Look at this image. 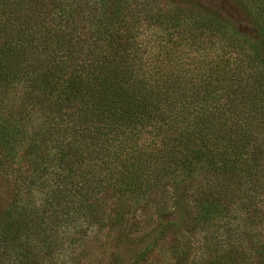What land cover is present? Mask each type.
I'll use <instances>...</instances> for the list:
<instances>
[{
	"label": "trees",
	"instance_id": "trees-1",
	"mask_svg": "<svg viewBox=\"0 0 264 264\" xmlns=\"http://www.w3.org/2000/svg\"><path fill=\"white\" fill-rule=\"evenodd\" d=\"M132 1L0 0V102L27 115L0 125V244L50 251L82 220L133 264H264V0H182L223 56L179 67L143 48Z\"/></svg>",
	"mask_w": 264,
	"mask_h": 264
},
{
	"label": "rangeland",
	"instance_id": "rangeland-1",
	"mask_svg": "<svg viewBox=\"0 0 264 264\" xmlns=\"http://www.w3.org/2000/svg\"><path fill=\"white\" fill-rule=\"evenodd\" d=\"M212 3L217 9L228 12L233 17H240L233 0H212ZM185 5L182 0H133L129 7L138 13L135 22L138 26L139 42L144 44L143 48L147 46L156 52L158 49L169 50L168 64L171 66L187 64L186 60L192 56L193 51L206 53L218 61L223 52L213 49L216 45L208 40L211 37H201L202 33L197 30L196 23L202 14L194 9L193 12L197 15H192L191 20V16L183 11L187 8ZM179 8H182L181 13ZM181 30H185V33L181 34ZM201 72L190 70L186 74L199 75ZM19 107L21 102L13 101L11 96L0 102V125L8 122L14 126L18 122L20 129L25 130L24 121L27 115L21 112ZM28 117L32 119L33 126H36L42 116L40 111H35ZM5 170L6 168H0V194L5 193L8 184H15L13 178L6 175ZM108 206L109 203H106L104 207ZM135 217L137 222L141 223L143 220L139 218L140 215ZM67 226L68 228L63 230L64 233L58 235L57 242L50 251L44 250L36 234L28 235L29 233L20 235L10 244H0V264H133L137 258V248H124L122 242L114 241L115 234L107 226L101 227L100 230H91L82 220L72 221ZM150 240L151 236L143 241L139 250ZM164 258L159 257L157 264L166 262ZM145 264L155 263L147 261Z\"/></svg>",
	"mask_w": 264,
	"mask_h": 264
}]
</instances>
